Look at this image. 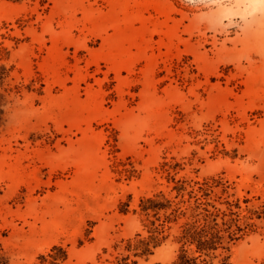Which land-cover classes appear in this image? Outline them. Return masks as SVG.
<instances>
[{
	"label": "rangeland",
	"instance_id": "1",
	"mask_svg": "<svg viewBox=\"0 0 264 264\" xmlns=\"http://www.w3.org/2000/svg\"><path fill=\"white\" fill-rule=\"evenodd\" d=\"M0 253L264 264V0H0Z\"/></svg>",
	"mask_w": 264,
	"mask_h": 264
},
{
	"label": "trees",
	"instance_id": "2",
	"mask_svg": "<svg viewBox=\"0 0 264 264\" xmlns=\"http://www.w3.org/2000/svg\"><path fill=\"white\" fill-rule=\"evenodd\" d=\"M199 242L200 243H197V245L199 244V246H202L204 244L203 241H199ZM129 246L132 247L133 244H131V242H129ZM134 249L135 250H141L142 253H144V254L151 252V250L149 249L147 243L145 241H143V240H140L139 242L134 244ZM0 264H5V261H4L3 256H2L1 253H0ZM174 264H193V263H192V259L187 258L185 255H181L179 257V260L176 261Z\"/></svg>",
	"mask_w": 264,
	"mask_h": 264
}]
</instances>
